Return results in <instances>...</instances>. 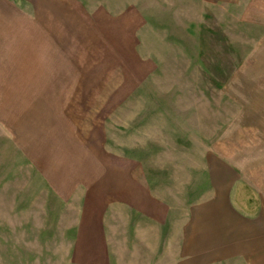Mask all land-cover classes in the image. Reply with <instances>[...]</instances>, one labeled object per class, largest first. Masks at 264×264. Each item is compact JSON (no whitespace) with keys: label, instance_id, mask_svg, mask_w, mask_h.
<instances>
[{"label":"rangeland","instance_id":"374dc122","mask_svg":"<svg viewBox=\"0 0 264 264\" xmlns=\"http://www.w3.org/2000/svg\"><path fill=\"white\" fill-rule=\"evenodd\" d=\"M254 14L241 0H0V264H248L250 251L264 264ZM227 168L256 220L208 206Z\"/></svg>","mask_w":264,"mask_h":264},{"label":"crops","instance_id":"0c3cea01","mask_svg":"<svg viewBox=\"0 0 264 264\" xmlns=\"http://www.w3.org/2000/svg\"><path fill=\"white\" fill-rule=\"evenodd\" d=\"M197 1H198L199 5H203V6L215 5L217 3V1L224 2V5L227 6V5H230L232 2V0H197ZM241 2H242V4H244V6L246 8V13H247L248 8L254 7L255 19H251L252 21L264 24V0H245V2H244V0H241ZM258 102H260L259 99H258ZM257 108L259 110L262 107L258 106ZM230 164L237 169L239 167L233 161H231ZM233 172H234V170L229 169V168H227L224 171L223 177L225 178V181L222 182V184H216L217 183V177H219V176L215 175L214 173H212V176L210 175V177H211L210 182H212L213 179H214V182H212L213 191L211 192L212 196L209 198V200H210L209 202L212 201V203H213L215 201H218L219 204H217V205L209 204L208 206L212 207L216 213L219 209L227 211L230 214L231 222H234V223L235 222H237V223L252 222V220H256L257 218L251 219L250 217H245V215H252L253 209L254 208L257 209L258 200H257L256 194L249 189H248L249 191L247 190L245 192L244 186L242 183H240V186H236L235 182L237 179H236V175H233ZM254 191L258 192L257 190H254ZM235 205H237V206L240 205L241 209H244V210L237 208ZM192 209H193V207H192ZM192 209H191V211H192ZM205 211H206V208L203 211H201V209H200L198 212H196V208L193 209L192 215H191L193 225H195L196 223H199L201 221H205L204 220V219H206L205 216L202 218V214H204L203 212H205ZM201 212H202V214H201ZM262 214L264 215V213H262ZM260 217L262 220H259L257 222L258 224L264 222V217L263 216H260ZM244 218H246V219H244ZM257 223H256V225H257ZM250 224H252V223H250ZM254 229H256V228L254 227ZM256 242L257 243L255 245L258 246L259 248H262V250H260L259 252H264V239L257 240ZM207 247H209V245H207ZM231 251L232 250H222L221 253H219V254L223 255V253H224V255H226L227 253H229ZM215 253L216 252L214 251V254ZM257 254L258 253L256 252V255ZM252 255H254V253L252 254L251 251L249 253L247 252V256H246L245 260L248 264H253V259H252L253 256ZM207 256H209V255H207ZM204 260H206V258H204L202 261H204Z\"/></svg>","mask_w":264,"mask_h":264}]
</instances>
